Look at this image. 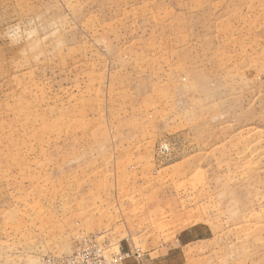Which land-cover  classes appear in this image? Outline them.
<instances>
[{"label": "rangeland", "instance_id": "rangeland-1", "mask_svg": "<svg viewBox=\"0 0 264 264\" xmlns=\"http://www.w3.org/2000/svg\"><path fill=\"white\" fill-rule=\"evenodd\" d=\"M264 264V0H0V264Z\"/></svg>", "mask_w": 264, "mask_h": 264}, {"label": "built area", "instance_id": "built-area-1", "mask_svg": "<svg viewBox=\"0 0 264 264\" xmlns=\"http://www.w3.org/2000/svg\"><path fill=\"white\" fill-rule=\"evenodd\" d=\"M125 257L127 255L120 253L107 255L103 248L88 244L80 247L76 253L52 263L48 261V264H122Z\"/></svg>", "mask_w": 264, "mask_h": 264}]
</instances>
